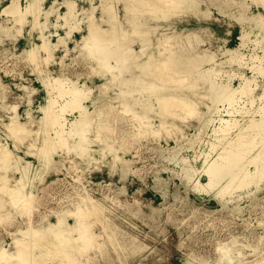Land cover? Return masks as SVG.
Wrapping results in <instances>:
<instances>
[{
  "label": "bare ground",
  "instance_id": "obj_1",
  "mask_svg": "<svg viewBox=\"0 0 264 264\" xmlns=\"http://www.w3.org/2000/svg\"><path fill=\"white\" fill-rule=\"evenodd\" d=\"M45 1L30 0L23 6L21 0H10L6 6L0 9V33L8 34L15 44L19 40L17 35L26 24L30 23L31 27L36 30H40L41 26L42 30L38 35L41 42L33 43L20 55L32 62L42 59L47 64L52 61L61 64L71 53L72 48H70L69 42L74 30L79 29L77 23L87 21L86 27L79 29L82 34L81 40H72L76 44V49L80 50L79 55L92 61L91 69L95 75L105 80L101 84L91 86L88 80L81 81L80 77L72 78L60 73L48 76V80L41 76L38 77L50 96L47 105L40 107L43 117L37 122L34 121L31 107L35 95L39 94V89L30 83L21 84L20 89L23 94L20 96L22 99L20 103L25 104L28 108L25 111L27 121L22 122L18 113L20 103L8 101L9 85L0 78V101L11 110L9 123H5V126H10L14 130L10 131L12 136L15 135V132L16 134H18L17 132L31 133L37 136L35 142H29L26 154L30 156L36 154L41 160L42 166L50 169L57 164L53 151L66 144V146L73 147L79 159L92 163L105 160L106 156H100L98 159L93 155V152L98 151L93 149L97 143L105 142V150L110 146L108 152L113 154V164L110 166L112 173L119 169L123 171L122 177L127 176L129 171L131 172V169H128L131 161L121 156L119 148L112 147V143L116 144L115 141L109 142L110 135H105V132L109 134L112 132L111 123L115 122L112 120L115 115L111 113L112 116L107 117L109 112L106 111V113L99 106L101 104L99 95L94 98L97 89H111L116 90L115 96L109 97L111 105L117 108V112L129 116L133 120H138L137 124L140 127L138 136L145 134L159 136L164 130L179 134L187 116L197 117L200 119L198 133L182 134L184 138L186 137V142H189V145L193 147L196 139L206 131L211 123L219 124V127L213 129L214 134L218 133L217 139L221 145L219 152L217 151L218 155L210 163L204 165L201 171L189 167L186 169V175L190 179L198 171L208 177L207 186H202V188L218 187L219 193L232 192L237 186L239 188L251 186L261 188L264 184V88L259 93L256 91L264 85L257 82L258 80L254 82L253 79H250L251 77L246 75L236 89L225 83L220 85L219 81L215 79V72L225 70L227 65L232 67L237 62L241 69L242 60L245 59L244 55L238 50L232 51L223 48H220L218 53L217 50L213 52L211 49L210 51L203 49V54L201 50H198L201 51L198 53L194 50L187 51L184 49L185 45L211 40V33L206 34L209 32L207 29H176L175 26H172L177 22L175 18L181 17L182 13L191 12L200 19L204 15L210 19L212 10L200 8L203 0H154V3L153 0H100L99 5H95L97 3L95 0H87L89 5L81 6L79 9L75 5V0H66L64 3L54 1L51 7H45ZM2 2L3 0H0V4ZM62 4L69 7L68 12L65 10L64 14L59 12ZM252 4H258L264 8V0H224L223 3L214 4V6L226 17L238 18L240 15L238 20L248 21L253 26L264 30V13L260 11L249 14L252 11L250 9ZM98 11L101 12L95 16ZM38 12L41 16L37 14ZM53 14L60 21L54 23L51 20ZM36 15H39L38 19H36ZM29 17H32V20ZM39 19L41 22H37ZM73 21L76 23L71 26ZM51 25L57 28H69L70 26L72 28L66 30L65 35L58 31H51L48 34L46 31L50 30ZM152 32L156 35L154 43H152L154 39L150 38ZM52 36H57V41L52 40ZM1 39L0 36L2 44ZM151 44H154L157 49L154 52L151 51L153 54L146 55V51L152 47ZM135 47H138L139 50ZM60 49L64 50L65 54L59 56V60H57V52ZM8 50L13 49L5 48L2 51ZM219 55H222L223 59ZM251 56L259 60V64L251 63L250 68L264 75V54L258 55L253 52ZM112 60H116V62L113 63ZM133 60L135 63L129 64ZM209 65L211 67L207 68ZM218 68L222 70H218ZM125 71L131 75H125ZM228 71L226 70V72ZM6 72L11 74L9 71ZM119 78H121L120 81H117ZM190 78L194 82L187 83ZM181 80L183 82L178 84L177 81ZM115 82L118 83L115 85ZM169 82H171L170 85H168ZM206 83L211 84V89L208 92L201 90L194 93L187 92L199 85L205 87ZM55 89L59 90L62 103H59L57 96H53L52 90ZM240 91H244L245 94L244 106L240 104ZM203 100L207 109H197ZM89 102L94 107L93 111L90 110ZM218 103H223V107H217ZM55 104L57 106H54ZM175 106L176 109L172 111ZM97 111L99 114L95 116ZM183 111H185L184 116L182 115ZM68 113L74 114V117L69 119ZM75 114L77 115L75 116ZM153 114L157 115L159 124L154 123L151 116ZM239 116L242 117L241 120L237 118ZM178 120L181 125L177 122ZM117 121H119L118 118ZM29 125L30 127L35 125L37 129L33 128L32 130ZM135 135L133 133V136ZM40 138L43 140L41 141ZM38 140L39 143H37ZM216 147L217 145H213L214 149ZM14 148L15 150L0 144V193L8 196L10 203L16 204L18 207L30 208L35 194L27 190V186L39 175L36 174L34 179L29 177L31 162L15 152L19 149L17 142H15ZM184 160L186 163L187 160ZM10 173L18 174L19 177L12 180ZM124 179L126 180V177ZM199 184L200 180L198 179L196 186ZM120 189L126 191V185ZM85 200L86 198L82 197V200L76 203L75 210L67 212L69 216L74 217V224L68 223L65 216L59 215L56 222L39 228L32 234L27 230L23 235H20L22 238L15 239L17 247L22 245L31 252H25L26 250L23 248L8 251L5 247H0V264L14 261L19 264H72L80 255L86 256V252L96 245L102 251V243L97 242V237L91 233L90 225L87 223L86 211L89 210L88 207L85 210L81 204ZM234 200L235 197L231 198V201ZM95 216L97 217V215ZM40 238H46L48 243L46 245L38 243ZM234 247L227 244L219 247L221 252L219 264L235 262ZM55 252H59L63 257ZM241 255L242 253L239 251L238 256L241 257Z\"/></svg>",
  "mask_w": 264,
  "mask_h": 264
},
{
  "label": "rangeland",
  "instance_id": "obj_2",
  "mask_svg": "<svg viewBox=\"0 0 264 264\" xmlns=\"http://www.w3.org/2000/svg\"><path fill=\"white\" fill-rule=\"evenodd\" d=\"M29 1L21 0V4L24 6ZM54 1L64 3L66 0H46L45 7H51ZM9 2L10 0H3L0 9ZM100 2V0H95V5H99ZM152 2L154 3V0ZM223 2L224 0H203L200 8L212 10L210 19L205 15L200 19L191 12L182 13L181 17L175 18L177 22L172 26H175L176 29H207L209 32L206 34L211 33V40L185 45L184 49L187 51L194 50L196 53L202 51L203 54L205 49L209 51L211 49L213 52L217 50L218 53V50L223 48L232 51L238 50L244 55L245 59L242 60L241 69L238 62L233 65L234 67L225 66L227 67L225 70L218 68L222 71L215 72V79L219 81L220 85L225 83L236 89L245 75L251 77L250 79H253L254 82L258 80L257 82L264 85V75L250 68L255 62L259 64V60L254 59L251 54L253 52L258 55L264 54V30L253 26L248 21L238 20L240 15L238 18L224 16L214 6V4ZM75 3L77 9L89 5L87 0H75ZM68 9L67 5L62 4L59 12L64 14L66 11L68 12ZM250 9L252 11L249 14L260 11L264 13V8L258 4H252ZM100 12H96L95 16ZM39 15H36V19L39 18ZM29 19L32 20V17ZM233 19L239 21L242 26V32L236 35H233L234 25L230 22ZM51 20L54 23L60 21L55 14L51 16ZM37 22H41V19ZM75 23L73 21L71 26H74ZM77 24L79 29L85 28L87 21H80ZM71 26L69 28H72ZM69 28H57L51 25L50 30L46 33L58 31L65 35ZM222 28H224L223 32H220L219 30ZM39 29L42 30V27L40 26ZM79 29H75L70 38L81 40L82 34ZM40 30L32 28L30 23L26 24L17 35L19 40L15 44L8 34L0 33L3 41L2 44L0 43V78L9 85L8 101L10 103L22 102L20 98L23 94L20 89L21 84L30 83L38 88L39 94L35 95L31 107L36 122L43 117L40 107L47 105L50 96L38 77L41 76L48 80V76L60 73L72 78L80 77L81 81L88 80L91 86L101 84L105 80L95 75L91 69L92 61L79 55L80 50L76 49V44L72 39L69 42V46L72 48L71 53L61 64L55 61L47 64L42 59L35 62L25 59L20 53L29 49L33 43L41 42L38 38ZM155 36L152 32L150 35V38L154 39L152 43L155 42ZM52 40L57 41V36H52ZM151 45L152 47L146 51V55L153 54L157 49L154 44ZM5 48L13 50L3 52L2 50ZM135 48L139 50L138 47ZM63 51L60 49L57 52V60H59V56L65 54ZM219 57L223 59L222 55ZM135 60L129 64L135 63ZM114 61L116 62V60ZM114 61L112 60L113 63H115ZM210 67V65L207 66V68ZM226 70L229 71L226 72ZM6 71L11 74H7ZM125 75L131 74L125 71ZM190 81L194 82L190 78L187 83ZM179 82L183 81H177L178 84ZM117 83L115 82V85ZM200 86L187 92L194 93L200 90L208 92L211 89L210 83H206L205 87ZM263 88L259 87L256 93H259ZM58 91L57 89L52 90V94L58 97L59 103H62L63 100ZM115 91L97 89L94 98L99 95L101 100L99 106L105 112H109L107 117L115 115L112 118L115 122L111 123L112 132L110 134L103 132L105 135H110L109 139L106 136L109 142L115 141L116 144L112 143V147L119 148V154L131 161L128 165L131 172L129 171V174L124 176L126 180H123V171L116 169L112 173L110 166L113 164V154L108 152L110 146L105 150V142L97 143V146L93 148L98 150L93 152L95 158L106 156L103 161H93L92 163L82 161L76 156L73 147L66 146L64 143V147L53 151L57 164L50 169L44 168L36 154L32 156L26 154L29 142H35L37 136L19 132H17L18 134L15 132V135L12 136L10 131L14 130L10 126H5V123H9L11 110L0 101V144L15 150L14 146L17 142L19 149L15 152L31 162L29 177L34 179L36 174L39 175L27 186V190L35 194L30 208L18 207V205L9 202L8 196L0 193V215H2L0 216V247H5L8 251L23 248L26 250L25 252H31L22 245L17 247L15 239L22 238L20 235H23L27 230L32 234L33 231L37 232L39 228L56 222L59 215L65 216L68 223L74 224V217L69 216L67 212L75 210L76 203L85 197V202H81V204L85 210L86 207L89 210L86 211L87 223L90 225L91 233L97 237V242L102 243L103 250L100 251L96 245L86 252V256L80 255L72 264L74 262L75 264H219L221 258L219 247L224 244L235 246L233 257L236 259L232 264H264V184L260 189L256 186L248 188L237 186L232 192L223 191L221 193H219L218 187L202 188V186H207L208 177L199 171L218 155L221 147L220 141L217 139L218 133H213V129L219 127V124L211 123L206 131L196 139L193 147L189 145V142H186L187 139L182 134L198 133L200 119L197 117L187 116L186 122H183L180 128L182 132L179 131V134L164 130L165 132L163 131L159 136L154 134L138 136L140 131L138 120H133L129 116L117 112V108L111 105L109 97L115 96ZM239 95L240 104L244 106V91H240ZM222 104L218 103L217 107L222 108ZM88 105L93 111V105L90 102ZM26 109H28L26 105L20 103L18 113L22 122L27 121ZM174 109L176 106L172 108V111ZM197 109H207L204 100ZM183 113L184 116L185 113ZM98 114L97 111L94 115L98 116ZM151 116L154 123L159 124L157 115ZM67 117L71 119L74 114L68 113ZM237 118L242 119L241 116ZM179 124L181 125V122ZM30 128L37 129V126L34 125ZM57 128L59 129L58 126ZM133 133L136 135L133 136ZM24 135L25 137H23ZM40 140L42 141L43 138ZM213 145H217V147L214 149ZM184 159L187 160V164ZM188 167L199 170L192 179L186 175ZM10 175L12 180L19 177L18 174L10 173ZM198 179L201 186H196ZM124 185H126V191L120 189ZM233 197L235 200L231 201ZM93 210L95 211L93 212ZM29 229H31L30 232ZM50 239L52 238L50 237ZM37 242L46 245L48 240L40 238ZM239 251L242 253L241 257L238 256ZM55 254L61 255L59 252H55ZM7 264L19 263L14 261Z\"/></svg>",
  "mask_w": 264,
  "mask_h": 264
},
{
  "label": "crops",
  "instance_id": "obj_3",
  "mask_svg": "<svg viewBox=\"0 0 264 264\" xmlns=\"http://www.w3.org/2000/svg\"><path fill=\"white\" fill-rule=\"evenodd\" d=\"M230 22H231V24L234 25V28H233V35H234V34L236 35V34H239V33L242 32V26H241V24L239 23V21L233 19V20L230 21ZM223 29H224V28L220 29L219 31H220V32H223V31H222ZM228 30H229V28H228Z\"/></svg>",
  "mask_w": 264,
  "mask_h": 264
}]
</instances>
